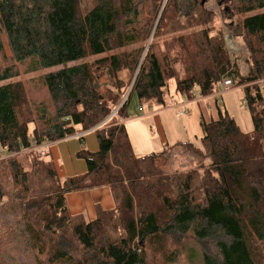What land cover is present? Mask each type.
<instances>
[{"label": "trees", "instance_id": "16d2710c", "mask_svg": "<svg viewBox=\"0 0 264 264\" xmlns=\"http://www.w3.org/2000/svg\"><path fill=\"white\" fill-rule=\"evenodd\" d=\"M81 1L0 0V202L19 206L26 240L46 251L39 264H149L147 248L172 262L176 251L167 252L165 240L189 231L213 243L202 250L204 264H257L264 244V12L249 13L264 0L218 2L223 26L244 43L246 73L229 55L210 0H92L85 13ZM79 60L40 77L45 102L18 80L19 69L33 72V62L45 68ZM102 67L110 70L106 95L94 84ZM226 75L244 89L252 128L243 131L217 108L202 123L204 152L182 146L208 160L201 176L166 173L165 152L134 154L124 124L133 96L165 107L171 80L190 100L194 89L200 97L216 93ZM88 130L98 148L84 154L81 175L61 179L47 153L17 159L43 142L78 134L82 143ZM102 186L113 209L97 208L91 220L69 212L67 193Z\"/></svg>", "mask_w": 264, "mask_h": 264}, {"label": "rangeland", "instance_id": "374dc122", "mask_svg": "<svg viewBox=\"0 0 264 264\" xmlns=\"http://www.w3.org/2000/svg\"><path fill=\"white\" fill-rule=\"evenodd\" d=\"M218 2L219 0H210L208 7L217 12L214 23L220 27L224 25V21L220 17ZM92 3V0H82L80 3L81 11L87 12ZM259 12H264V7L249 13V15ZM223 29L224 42L230 57L237 59L242 73H246L247 65L244 59L247 53L242 39L233 36L227 27L223 26ZM2 39L6 56L10 59L5 37L3 36ZM84 60L45 68H40L33 62V66H30L33 72L25 73L19 69L18 80L22 81L25 90L32 99L45 102L47 94L40 77L42 78L47 73L58 72L65 66ZM27 61H34V59ZM35 67H39V69H35ZM122 75L127 76L126 73H122ZM0 84L2 83L0 82ZM94 84L101 95L107 94L110 77L106 67L98 69ZM239 87H230L224 93L218 91L214 94L215 99L209 98L207 100H197L201 97L198 95L197 89H194V97L189 100L177 92L175 82L171 80L168 87L169 92L164 96L165 107L140 105L136 96H133L127 110L129 118L125 120L124 124L134 154L146 156L152 153L165 152L168 156V164L163 168L166 173L185 174L193 172L201 176L208 160L187 145L182 147L183 143H192L194 147L204 152L200 139L202 123L215 119L219 107L225 108L243 131H249L252 128V122L246 107L241 103L244 89ZM214 100L217 101L218 105H214ZM50 111L52 112V110ZM77 135L48 143V146L55 145V147L52 149L53 155L50 156V152L47 151L44 160L53 164L61 179L83 174L86 171L84 154L94 152L98 148L96 135L92 130L83 132L82 143ZM33 152L36 151L30 149V151L22 152L17 156V159L24 161L26 158H30V155L34 154ZM210 242L211 240L199 241L189 231L179 239L169 237L165 240L166 251H176L175 260L169 262L160 253L153 252L149 248L146 250L147 260L149 264H204L202 250L208 248L212 250L213 243ZM263 245L259 244V255H256L257 264H264ZM45 252V250L44 252L39 251L37 247L32 246L26 240L19 206L4 198L0 202V264H39V262H43L42 254Z\"/></svg>", "mask_w": 264, "mask_h": 264}, {"label": "crops", "instance_id": "0c3cea01", "mask_svg": "<svg viewBox=\"0 0 264 264\" xmlns=\"http://www.w3.org/2000/svg\"><path fill=\"white\" fill-rule=\"evenodd\" d=\"M239 88H243V87L240 86ZM214 94L210 96L198 98L197 100H204V99L207 100L209 98L215 99ZM241 103L243 104L242 100H241ZM216 104H217V101L214 100V105ZM54 147L55 145H51V146L49 145L47 147L48 153L50 152L51 154L50 156L53 155L52 149ZM66 203H67L68 210L72 215L82 214L86 220H91L96 216L97 208H100L102 210H111L115 206L110 189L107 186L96 187V188L89 189V190L69 192L66 194Z\"/></svg>", "mask_w": 264, "mask_h": 264}, {"label": "built area", "instance_id": "2783aa9c", "mask_svg": "<svg viewBox=\"0 0 264 264\" xmlns=\"http://www.w3.org/2000/svg\"><path fill=\"white\" fill-rule=\"evenodd\" d=\"M232 85H233L232 79L226 75L219 83L217 92L220 91L221 93H224L227 91L228 88L232 87ZM261 144L264 148V136L261 139ZM47 146H48V142H43L40 145L33 147L32 149H34V151H36L40 156H44L47 152Z\"/></svg>", "mask_w": 264, "mask_h": 264}, {"label": "water", "instance_id": "95a60500", "mask_svg": "<svg viewBox=\"0 0 264 264\" xmlns=\"http://www.w3.org/2000/svg\"><path fill=\"white\" fill-rule=\"evenodd\" d=\"M108 73L110 74V70H108ZM115 111H116V109L114 111H112V113L109 115V117L112 116V115H114L115 114Z\"/></svg>", "mask_w": 264, "mask_h": 264}]
</instances>
